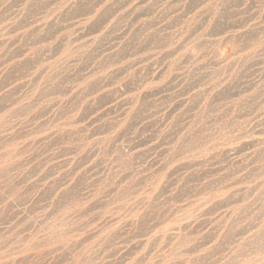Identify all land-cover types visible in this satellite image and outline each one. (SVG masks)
<instances>
[{"label": "rangeland", "instance_id": "1", "mask_svg": "<svg viewBox=\"0 0 264 264\" xmlns=\"http://www.w3.org/2000/svg\"><path fill=\"white\" fill-rule=\"evenodd\" d=\"M0 264H264V0H0Z\"/></svg>", "mask_w": 264, "mask_h": 264}, {"label": "bare ground", "instance_id": "2", "mask_svg": "<svg viewBox=\"0 0 264 264\" xmlns=\"http://www.w3.org/2000/svg\"><path fill=\"white\" fill-rule=\"evenodd\" d=\"M261 235V234H260Z\"/></svg>", "mask_w": 264, "mask_h": 264}]
</instances>
